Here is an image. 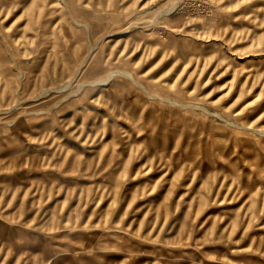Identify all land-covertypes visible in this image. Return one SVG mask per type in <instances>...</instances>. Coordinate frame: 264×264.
I'll use <instances>...</instances> for the list:
<instances>
[{"label":"rangeland","instance_id":"obj_1","mask_svg":"<svg viewBox=\"0 0 264 264\" xmlns=\"http://www.w3.org/2000/svg\"><path fill=\"white\" fill-rule=\"evenodd\" d=\"M0 264H264V0H0Z\"/></svg>","mask_w":264,"mask_h":264},{"label":"built area","instance_id":"obj_2","mask_svg":"<svg viewBox=\"0 0 264 264\" xmlns=\"http://www.w3.org/2000/svg\"><path fill=\"white\" fill-rule=\"evenodd\" d=\"M205 8H206V7H204V10H206ZM204 10H203V9H201V12H202V13H207V12H205Z\"/></svg>","mask_w":264,"mask_h":264},{"label":"crops","instance_id":"obj_3","mask_svg":"<svg viewBox=\"0 0 264 264\" xmlns=\"http://www.w3.org/2000/svg\"><path fill=\"white\" fill-rule=\"evenodd\" d=\"M7 226H10V225H7ZM2 236H5V235H2Z\"/></svg>","mask_w":264,"mask_h":264}]
</instances>
